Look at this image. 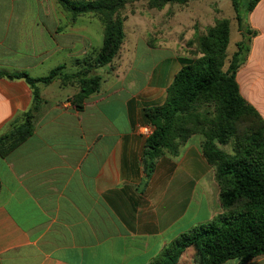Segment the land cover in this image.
Segmentation results:
<instances>
[{"label":"crops","instance_id":"obj_1","mask_svg":"<svg viewBox=\"0 0 264 264\" xmlns=\"http://www.w3.org/2000/svg\"><path fill=\"white\" fill-rule=\"evenodd\" d=\"M93 19H72L57 0H0V71L41 78L60 57L54 68L72 72L95 51ZM246 26L255 35L236 80L264 119V0ZM180 59L138 36L132 51L122 48L98 70L102 88L81 111L70 102L77 87L41 86L33 135L0 155V264H153L179 235L221 212L212 205L219 186L198 135L146 176L143 132L151 125L143 111L164 104ZM32 99L25 81L0 78V136ZM248 264H264V255Z\"/></svg>","mask_w":264,"mask_h":264},{"label":"trees","instance_id":"obj_2","mask_svg":"<svg viewBox=\"0 0 264 264\" xmlns=\"http://www.w3.org/2000/svg\"><path fill=\"white\" fill-rule=\"evenodd\" d=\"M140 0H57L72 19L96 15L104 27L103 45L93 59L77 60L79 70L66 73L65 65L47 76L33 78L27 73L0 71V78L23 80L32 89L28 111L14 120L0 136V155L6 157L33 135L38 113L45 102L41 86L60 81L78 93L70 98L81 111L86 100L100 91L104 82L96 73L110 65L124 44V24L119 17L126 5ZM189 0H149L151 9L185 5ZM261 0H231L243 40L237 43L227 68L231 21L220 19L198 42L199 57L182 58L181 69L167 90L163 105L148 107L143 114L153 127L144 150L147 177L155 172L165 154L177 157L189 139L202 137V154L215 171L221 212L204 225L194 226L173 240L153 264H225L238 260L248 264L264 255V119L242 96L237 72L255 32L246 19ZM232 146V153L224 147Z\"/></svg>","mask_w":264,"mask_h":264},{"label":"rangeland","instance_id":"obj_3","mask_svg":"<svg viewBox=\"0 0 264 264\" xmlns=\"http://www.w3.org/2000/svg\"><path fill=\"white\" fill-rule=\"evenodd\" d=\"M148 1L132 2L120 12L119 17L123 21L125 33V45L123 44L122 48L132 51L135 40L139 36L150 47L170 49L178 58L192 59L200 56L198 54V42L201 37L206 35L208 29L220 19H229L231 21V34L225 65L227 68L237 50L236 43L241 40L231 0H189L185 5H167L163 10L149 8ZM60 9L62 10L61 7ZM87 16L95 18V20L93 19L94 23L90 25L95 51L90 56H85L80 60L93 59L103 45L104 27L102 23L96 15L89 14ZM141 46L140 56L142 55L140 52L144 49L142 42ZM145 59L150 58L145 57ZM61 60L60 57H56L49 61L48 71L44 75L47 76L52 71L55 65L54 61L60 63ZM73 65V71L71 72L70 69L67 73H75L79 70L80 67L77 63L74 62ZM98 70L96 71L97 74ZM223 149L232 153V146ZM218 202L212 201V205L214 209L219 208L221 211L220 202Z\"/></svg>","mask_w":264,"mask_h":264},{"label":"built area","instance_id":"obj_4","mask_svg":"<svg viewBox=\"0 0 264 264\" xmlns=\"http://www.w3.org/2000/svg\"><path fill=\"white\" fill-rule=\"evenodd\" d=\"M153 127L152 126H150V127H148V128H144V132H143V134L145 135V136H147V137H149L152 133H153Z\"/></svg>","mask_w":264,"mask_h":264}]
</instances>
